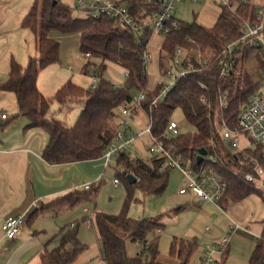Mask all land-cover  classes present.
Returning a JSON list of instances; mask_svg holds the SVG:
<instances>
[{"label":"trees","instance_id":"obj_1","mask_svg":"<svg viewBox=\"0 0 264 264\" xmlns=\"http://www.w3.org/2000/svg\"><path fill=\"white\" fill-rule=\"evenodd\" d=\"M119 1L137 14L152 9L145 0ZM256 7L251 1L232 0L230 5L221 6L218 19L210 27L181 20L180 26L165 36L162 50L167 58H172L178 46L198 49L202 55L194 59L198 69L180 78L164 98L153 103L163 83L152 90L147 88L149 74L144 57L153 36L150 31L138 39L130 29L109 17H94L87 12L85 16H75L72 6L63 0H34L21 26L34 34L37 53L30 56L26 65L12 58L8 77L0 82V90L15 93L19 115L29 120L27 128L46 132L47 143L42 157L50 164H63L100 158L119 128L118 121L115 122L118 109L131 102L133 93L146 89L143 107L151 118L153 135L161 138L176 109L182 110L186 120L195 127V131L180 132L163 143L175 145L176 152L181 153L190 166L196 169L206 166L226 181L221 207L226 208L229 203L239 202L252 193L258 194L264 204V183L259 185L257 181L245 179L247 172L256 175L252 164L245 162L242 152L229 146L221 132L224 123L230 127L237 124L242 105L261 88L264 59L254 49L248 50L237 61L231 74L223 78L216 63L225 45L241 36V24L248 19L256 21ZM53 32L78 33L81 53H89L90 58L100 60V81L95 89L68 80L51 97L39 90V71L60 58L61 44L52 36ZM90 58L83 67L87 71L92 65ZM203 58L207 64L202 63ZM107 62L125 69L127 75L123 84L105 77ZM225 93L227 104L223 107L221 97ZM54 101L62 106L81 102L80 113L73 125L48 116ZM200 149H206L207 155L213 159L197 164ZM248 151L264 165L259 147ZM162 163L163 158L151 153L148 157L137 156L132 160L128 153H121L111 166L116 170L119 182L121 179L125 181L129 194L133 188H138L146 194L160 195L169 184L171 170L163 168ZM127 172L136 176L134 182L129 181ZM100 187L101 184L96 183L90 189L74 190L50 201H38L24 213L23 226L31 225L45 212H58L83 202H94ZM93 223L101 242V258L107 264H164L159 260L158 243L149 242L152 235L165 227L160 216L133 218L129 215L128 204H125L118 214L95 210ZM78 227L76 221L60 227L48 242L58 240V243L45 248L41 264L74 263L87 249V244L79 238ZM129 241L141 244L134 255L128 251ZM198 245L196 238L175 236L170 244V254L186 264ZM227 255L228 247L220 255V264H225ZM247 264H264V232Z\"/></svg>","mask_w":264,"mask_h":264},{"label":"rangeland","instance_id":"obj_2","mask_svg":"<svg viewBox=\"0 0 264 264\" xmlns=\"http://www.w3.org/2000/svg\"><path fill=\"white\" fill-rule=\"evenodd\" d=\"M70 4L73 8L75 16H85V12L75 6L74 0H63ZM34 0H0V64L7 57H11L12 53L21 64L26 65L30 56L36 55L34 39L35 36L29 29L21 26L24 15L28 12ZM258 6L264 5V0H251ZM221 12V5L215 0H203L202 2L183 1L176 9V16L187 23L197 22L201 25L210 27L214 25ZM52 36L61 44L59 61L49 64L44 67L39 74V86L46 96H53L55 92L68 80H72L78 85L89 88L93 83V72L98 68L96 64L90 70V75L81 73L84 65L83 54L80 51V39L78 33H61L53 32ZM164 36L161 34H153L148 44L147 52L151 54L148 60V90L154 89L159 83H166L165 68L168 65L165 52L162 50ZM80 56V57H78ZM14 57H11L14 58ZM14 58V59H15ZM9 60V62L11 61ZM94 59V58H93ZM100 63L99 59H94ZM94 63V62H93ZM105 77L117 84H123L125 81V72L120 66L113 63L108 64L107 70L104 73ZM137 92V91H136ZM1 93V91H0ZM12 98L0 101V106L7 104V114L11 117L12 123L5 126H0V137H4L2 131L8 129L9 133L18 135L17 133L24 128V121L28 119L19 115V108L15 102L14 93L8 92ZM82 104L79 101L70 102L62 106L59 102L52 103L51 111L48 116L51 119L63 120L68 125H73L80 113ZM172 119L180 125V131L183 133L195 131V127L191 125L185 118L182 110L176 109L172 115ZM137 129L146 130L148 127V116L140 110L138 119L135 121ZM139 142L145 141L149 143L150 137L146 132L138 139ZM136 141V143L138 142ZM144 145V143H142ZM242 147L249 145L246 137H242ZM7 146V145H6ZM6 146L0 151V208L10 206L11 203L18 197L17 182L20 178L15 176L14 166L15 160L19 157V152L16 151L7 153ZM19 159V158H18ZM118 177L114 167H108L104 177L97 184H101L99 192L94 202L88 204H78L70 209L62 212L58 219L49 215H39L33 225L38 230H47L48 233L58 231L60 227L70 224V222H78V234L83 242L87 244V250L79 255L83 258L84 264H98L96 254H98V235L93 221L87 223L86 218L92 217V213L100 210L110 214H118L122 211L125 204H128L129 215L133 218H162L165 227L156 232L153 236L156 237L160 254L159 260L164 264H182L180 260L170 254V244L175 235L193 239V226L197 237L203 240L205 246L207 244L219 243L225 236H214L213 230L216 225L212 222L197 220L193 215V203L188 200L189 194L179 193V188L184 183L183 173L179 169H171L169 176V184L163 194H146L138 188L129 191L125 181L120 180L118 184L114 182V178ZM14 182V183H13ZM2 210L0 209V217ZM195 219V220H194ZM211 226L210 231H205V226ZM42 235V234H41ZM40 235V238L43 236ZM33 242L37 243V239H23L20 249H29V245ZM139 242H128V251L131 255L136 254L140 248ZM201 244L190 257L186 264H204L200 257ZM16 257V256H14ZM220 256H217V261L210 264H220ZM80 258L78 259V261ZM74 264V263H73Z\"/></svg>","mask_w":264,"mask_h":264},{"label":"built area","instance_id":"obj_3","mask_svg":"<svg viewBox=\"0 0 264 264\" xmlns=\"http://www.w3.org/2000/svg\"><path fill=\"white\" fill-rule=\"evenodd\" d=\"M74 1L75 6L84 12L94 17L106 16L114 19L123 27L130 29L135 37L140 39L146 31H150L152 35L161 34L164 37L167 36L181 24V19L176 16V9L179 4L183 1L202 2L203 0H145L146 4L150 5L152 9L145 10L139 14L134 13L125 3L119 0ZM215 1L221 6L230 5L232 2V0ZM238 1L249 2L251 0ZM241 30V36L234 41L228 42L216 58L221 78L231 74L237 61L248 50L254 49L264 59V5L256 7V21L249 19L244 21L241 24ZM82 56L86 59L91 57L89 53H85ZM150 57L151 54L146 51L144 58L147 67ZM198 57H202L198 49H188L183 46L176 48L175 55L172 58L166 57L168 65L165 68L164 74L167 82L162 84L153 103L158 99L164 98L180 78L197 71L198 66L194 63V59ZM202 63L207 64V60L203 58ZM98 69H94V80L89 87L91 90L95 89L100 81ZM126 75L127 72L125 71ZM261 82V88L251 95L248 101L242 105L238 114L237 124L230 127L224 123L221 130L229 146L233 150L242 152L245 157V162L253 166L256 175L247 172L244 175L245 179L248 181H257L259 185L264 183V165L248 150L259 147L262 158L264 159V72L261 76ZM147 92L146 89H142L133 93L131 102L122 105L118 109L117 119L119 128L113 140L106 146L100 157L103 159L105 167L111 166L116 156L121 153H128L131 160L139 156L136 141L147 132L150 137L147 150L151 155H157L163 158V168L179 169L183 173L184 183L179 188V193L191 194L201 201L220 205V200L227 189L226 181L206 166L198 169L190 166L183 159L181 153L176 152L175 145H165L163 143L164 140H171L180 134V125L177 121L173 119L169 121L167 129L161 135V138L151 133V118L143 107ZM226 98L227 93L221 97V105L223 107H226ZM140 110H143L147 114L149 123L146 130H141L137 133L133 130V115ZM8 118L9 114L0 112V122ZM243 136L249 141V145L245 147L241 145ZM212 159L211 156L206 155L203 161L209 162ZM129 173L132 172H127V174ZM114 181L119 182L117 177ZM91 186L92 184L88 183L85 185V189H90ZM23 217L24 214L10 215L2 221L0 228L4 237L13 239L18 235L23 227ZM206 230L210 231L211 227L207 226ZM229 242L230 237L224 236L219 243L207 244L204 248L201 261L204 264L217 261V256H220L227 249Z\"/></svg>","mask_w":264,"mask_h":264},{"label":"crops","instance_id":"obj_4","mask_svg":"<svg viewBox=\"0 0 264 264\" xmlns=\"http://www.w3.org/2000/svg\"><path fill=\"white\" fill-rule=\"evenodd\" d=\"M34 44L36 49L35 39ZM14 56L15 55L11 51V57ZM11 57H7L0 64V82L5 81L8 77L10 66L9 60ZM86 61L87 59L84 58L85 63ZM90 61L92 62V65L89 67L88 71L83 69V65L81 73L90 75V70L92 67H95L96 64H99L98 61L96 62L93 58H90ZM107 63L110 64L112 62ZM115 65L120 66L119 64ZM120 67L125 72V69L122 66ZM42 69L40 71H42ZM38 79V88L42 92ZM0 91V101L7 99H10L11 102L13 101L8 92H14L3 90ZM42 93L46 95L44 92ZM14 99L17 103L16 97H14ZM6 107H8L7 104L0 106V112L6 113ZM139 113L140 111L133 115V130L137 133L142 130L137 129V124L135 123V121L138 119ZM10 115L12 114L10 113ZM10 115L8 119L0 122V126L9 125L12 123L11 119L13 116L11 117ZM117 121L118 119L115 118V122ZM24 123V128H22V130L17 133L18 135L9 133L8 129H4V131H2L4 137H0V151L2 147L7 145L5 148L9 149L7 150V153L9 151V154H12L11 152L16 151V153L19 152L20 154L19 157L16 158V164L14 166V172L17 180L20 178L17 182V187L19 189L17 194L18 197L13 201V203H11L10 206H4L0 208L2 210L0 225L6 217L10 215L24 214L38 201H50L57 196L74 190H85L86 184L90 183L93 185L100 182V180L104 177L107 168L109 167H105L102 158L63 164L48 163L42 157L43 148L47 143L46 132L39 128H27L29 120L26 122L24 121ZM142 143H144V145H142ZM147 146L148 144L145 143V141H138L136 143V147L139 150V156H149L150 152L147 150ZM115 183L118 184L119 182ZM188 200L193 203V215L195 219L205 222H212L216 225V228L213 230L214 236L219 235L220 237V235H223L226 232L225 236L230 237L228 255L225 264H247L257 241L264 232V204L261 200V197L256 193H252L239 202L229 203L226 208H223L219 204L212 202L201 201L191 194H189ZM85 203L88 204V202H83V204ZM67 209L70 208H63L58 212H45L41 215H49L55 219H58V216ZM93 215L94 212L92 213V217L86 218L85 221L91 224L93 221ZM33 223L31 225L23 226L18 235L13 239L4 237L0 228V264H41V255L43 254L45 248L47 246L49 248L54 247L58 243V240H55L48 244L49 240L59 230L55 231V233H48L47 230L39 231L37 227H34L35 225H33ZM207 226L209 225L205 226V231H207ZM96 234L98 235L97 231ZM40 235H44L43 238H40ZM193 237L197 239L199 244H201V257L204 248L206 247V242H203V240H200L197 237L194 226ZM27 238L32 239V241H34V238H36L37 243L33 242L30 244L29 249H20L19 247L21 244H24L22 243V240ZM149 242H156V237L152 235L149 238ZM98 245L99 250L98 254H96L98 264H107L100 255L101 242L99 235ZM79 258L80 260L78 261ZM74 264H84L83 258L79 256Z\"/></svg>","mask_w":264,"mask_h":264},{"label":"water","instance_id":"obj_5","mask_svg":"<svg viewBox=\"0 0 264 264\" xmlns=\"http://www.w3.org/2000/svg\"><path fill=\"white\" fill-rule=\"evenodd\" d=\"M207 154L208 151L206 149H200L199 154L197 156V164H201L204 160V156H206ZM127 178L129 179L130 182H134L136 180V176L133 173L127 174Z\"/></svg>","mask_w":264,"mask_h":264}]
</instances>
